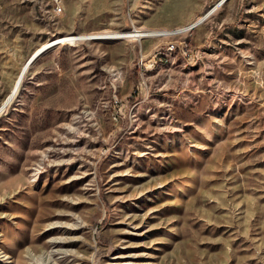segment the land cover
Here are the masks:
<instances>
[{"label":"rangeland","instance_id":"1","mask_svg":"<svg viewBox=\"0 0 264 264\" xmlns=\"http://www.w3.org/2000/svg\"><path fill=\"white\" fill-rule=\"evenodd\" d=\"M218 1L0 0V264H264V0L27 63Z\"/></svg>","mask_w":264,"mask_h":264},{"label":"bare ground","instance_id":"2","mask_svg":"<svg viewBox=\"0 0 264 264\" xmlns=\"http://www.w3.org/2000/svg\"><path fill=\"white\" fill-rule=\"evenodd\" d=\"M225 1L224 0H219L218 3L215 5V7L209 13L213 12L214 10H216ZM209 13L207 14V16L209 15ZM207 16H206V14L200 16L193 23H190L186 28L184 27L185 29H183V28H180V29H172V30H169V29L168 30L167 29H162V30H160V29H135L134 31L106 32V33L104 32V33H95L93 35H90V34H77V35L62 36V37L56 38L55 41L52 40L53 41L52 43L50 41V42L44 44L36 52V54L39 53V52H41V51H43V49L45 47H48V45L53 46V45H56V44H58L60 42H73V41H76V40L85 39L87 37L88 38L89 37H94V38L98 37V38H102V39H104V38L113 39V38H123V37H131V36L145 37V36H154V35L175 34V33H178L179 31L186 30L189 27H193L195 25L200 24L202 21H204V19ZM26 67H27V65H26ZM17 88L18 87H16V89ZM16 89H13V91L11 92V94L9 95V97L3 102L2 106L0 107V110L3 109L11 101V99L14 96V93H15Z\"/></svg>","mask_w":264,"mask_h":264},{"label":"built area","instance_id":"3","mask_svg":"<svg viewBox=\"0 0 264 264\" xmlns=\"http://www.w3.org/2000/svg\"><path fill=\"white\" fill-rule=\"evenodd\" d=\"M51 8L54 10V13H61L64 9L63 0H49Z\"/></svg>","mask_w":264,"mask_h":264},{"label":"water","instance_id":"4","mask_svg":"<svg viewBox=\"0 0 264 264\" xmlns=\"http://www.w3.org/2000/svg\"><path fill=\"white\" fill-rule=\"evenodd\" d=\"M224 1H225V0H224ZM207 14H208V13H207ZM207 14H206V16H207ZM209 14H210V13H209ZM192 26H193V25H192ZM53 41H55V39H54ZM53 41H52V42H53ZM52 42H51V43H52ZM57 42H58V41H57ZM57 42H56V43H57ZM56 43H55V44H56ZM48 47H50V45H48ZM48 47H45L43 50H45V49L48 48ZM37 55H38V53H37L36 55H33V56L29 59V61H27V63L29 62V64H30V63L35 59V57H36ZM23 73H24V71L22 72V74H23Z\"/></svg>","mask_w":264,"mask_h":264},{"label":"crops","instance_id":"5","mask_svg":"<svg viewBox=\"0 0 264 264\" xmlns=\"http://www.w3.org/2000/svg\"><path fill=\"white\" fill-rule=\"evenodd\" d=\"M155 36V35H154Z\"/></svg>","mask_w":264,"mask_h":264}]
</instances>
